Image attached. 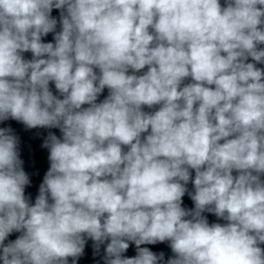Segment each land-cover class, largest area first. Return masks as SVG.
Returning a JSON list of instances; mask_svg holds the SVG:
<instances>
[{"label": "clouds", "instance_id": "1", "mask_svg": "<svg viewBox=\"0 0 264 264\" xmlns=\"http://www.w3.org/2000/svg\"><path fill=\"white\" fill-rule=\"evenodd\" d=\"M53 8L62 30L45 43ZM260 44L264 0H0V121L62 133L44 142L31 205L18 138L0 128L3 264H76L85 235L110 239L105 264H158L140 245L166 240L167 264H264V70L246 62L264 63Z\"/></svg>", "mask_w": 264, "mask_h": 264}]
</instances>
